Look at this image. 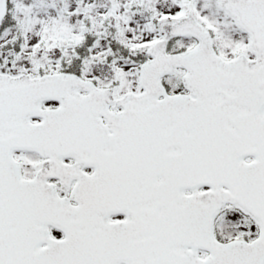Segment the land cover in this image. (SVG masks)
I'll return each mask as SVG.
<instances>
[{"label": "snow or ice", "instance_id": "snow-or-ice-1", "mask_svg": "<svg viewBox=\"0 0 264 264\" xmlns=\"http://www.w3.org/2000/svg\"><path fill=\"white\" fill-rule=\"evenodd\" d=\"M0 264H264V0H0Z\"/></svg>", "mask_w": 264, "mask_h": 264}]
</instances>
